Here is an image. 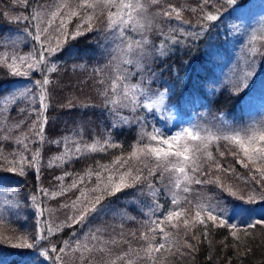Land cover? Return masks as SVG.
<instances>
[{
    "label": "snow or ice",
    "instance_id": "snow-or-ice-1",
    "mask_svg": "<svg viewBox=\"0 0 264 264\" xmlns=\"http://www.w3.org/2000/svg\"><path fill=\"white\" fill-rule=\"evenodd\" d=\"M18 2L27 6L28 0H18ZM159 2L160 0H50L49 3L34 9L29 16L12 17L16 22L21 20L33 22L31 28L25 29L26 35L33 41L32 50L21 54L17 50L19 41L13 38L11 32L0 34V48L5 49L0 52V66L6 67L13 76L30 77L35 72L40 73L42 78L34 81L38 89L40 111L37 112V120L33 121L30 128L35 140L30 139L27 133L17 137L11 135L12 130L19 129L23 121L12 125L6 133L0 128V133H4L2 139L14 140L19 147V150L8 154L12 157L9 160L4 154L3 146L0 145V160L6 161V165L0 164V190L14 183L7 173L22 176L28 168H34L37 173L40 171V149L32 150L30 145L44 142L47 86L53 83L50 75L58 70L54 58L58 53L62 54L64 45L69 40H75L95 30L115 44L113 49L115 55L112 56L109 64L93 69L94 74L99 77L97 80L101 89L99 95L104 98L103 103L110 111H116L120 107H130L133 112L137 108L151 111L164 107L167 90L149 96L142 82L130 83L133 73L126 67L134 65L136 69L143 71V61L146 56L151 55L149 47L152 42L148 34L159 27L156 18L163 17L169 21L175 19L187 23L183 20V9L171 4L166 9L150 14L151 6ZM223 3L233 10L239 7L238 0H223ZM202 4L207 6L209 0H202ZM220 16L221 9L215 5L213 11L202 8L199 32L186 31L183 27L169 28L167 33L161 31V36L165 39L161 40L159 46H153V50L158 56H164L172 45L187 43L188 40H199L205 30L212 26L209 22L217 21ZM101 17H105L103 22L100 20ZM74 19L79 22L70 29L69 25ZM234 27L238 30V26ZM132 33L139 34L140 38L135 39ZM252 39L255 40L256 36L253 35ZM249 51L253 57L257 54L264 55V50L255 46ZM251 63L254 66V61ZM107 67L112 68V75L105 77L104 71ZM251 76L252 72L245 70L240 77L241 87L236 90L240 91L247 87ZM31 91L30 88H24L10 92L0 101V115H4L2 110L4 106L15 104L22 97L28 98ZM23 111L21 109V112ZM6 119L5 117V121ZM134 119L141 124V133L127 156L122 153L114 157L109 164L97 162L94 169L90 166L82 175L73 176V173L65 172L55 178L59 182V186L55 189H45L42 186L39 188V195L49 199L64 196L72 190L78 192L74 200L61 205L63 209H71V215H68L64 221L56 223L51 215L45 216L50 210L42 206L43 202L39 196L32 194L28 200L36 209L38 217L35 234L6 236L0 232V241L15 248L28 250L26 254L32 259L26 264H49V262L65 264L66 256L75 258L77 254L80 264H139L141 260L146 261L147 264H163V261L170 257L192 255L198 251V245L202 242L200 235L197 234L200 229L204 241L211 246L209 229L224 228L228 230L233 240L231 247L234 249L235 257L240 264H243V258L253 251L244 238H251L253 229L264 228V119L253 121L246 127L223 136L216 135L198 124L189 123L187 127L182 126L179 132L170 137H165L162 130L155 125L152 126L151 131H147L148 126L144 123L146 116H137ZM78 135L77 133L73 137H65L55 142L63 144L64 150L49 159L48 167L62 166L73 158L88 153L106 152L110 148L121 147L112 142L110 135L103 140L97 138L91 143L77 139ZM145 140L147 143L144 142ZM220 140L232 146L230 154L249 170L250 180L258 185V188L242 190L226 185L219 176L201 179L209 176L214 170L234 171L224 169L208 150L210 144ZM202 155L211 162L207 172L202 167ZM224 155L225 153H220V156ZM145 161L152 162L154 166ZM158 172L161 184L166 174L169 179V184L164 185V194L171 197V207L167 210L158 199L161 189L152 182V178ZM65 176H73L72 182L68 185L64 184ZM89 183H91L90 187ZM201 184H215L224 199L231 198L232 207L229 209L222 207L220 203L211 202H198L193 205L186 194L192 192V185ZM11 194L16 195L14 188L11 189ZM117 194L131 196L132 202L136 204L140 203L138 197H151L145 212L148 219L141 222L144 231L139 234L129 233L131 237L142 242L140 247L132 248L131 243L125 239L123 231L118 235H109L106 239V229L102 227L89 229L84 233L82 240L76 239L77 233L74 232L72 237L64 240L59 248L52 242L53 236L64 228L84 227L102 214L107 215L112 212L124 219H135L126 212L113 208L111 198H118ZM4 203L14 205L13 200L5 199ZM230 221L235 222L230 223ZM5 222L4 216L0 214V225ZM181 229H183V243L177 247V237ZM227 240L228 237H225L220 241L225 249L229 247ZM121 244H126L127 250L116 252L114 249ZM208 259L211 260L212 257L209 256ZM228 264H232L231 257L228 258Z\"/></svg>",
    "mask_w": 264,
    "mask_h": 264
},
{
    "label": "trees",
    "instance_id": "trees-1",
    "mask_svg": "<svg viewBox=\"0 0 264 264\" xmlns=\"http://www.w3.org/2000/svg\"><path fill=\"white\" fill-rule=\"evenodd\" d=\"M50 0H28L27 6L18 2V0H0V34L11 32L13 38L19 41L18 51L21 54L32 50L33 41L26 35L25 29L31 28V21L16 22L13 16H29L34 9L49 3ZM240 10L238 13L232 7L223 3V0H209L207 6H203L202 0H160L159 4L151 6L150 14L166 9L169 4L182 8L183 20L187 23H181L175 19L167 20L163 17L156 18L158 28L149 33V39L152 45L149 47L151 55L146 56L143 61V71L136 69L134 65L126 67L133 73L130 83H141L148 90L149 96H154L159 92L167 90L165 105L162 109L145 110L137 108L135 112L129 108H117L116 111H110L105 107L104 98L99 95L100 86L97 84V77L93 69L104 67L109 64L112 56L115 55L113 49L115 44L111 40H106L104 34L98 31L85 33L75 40H69L64 45L62 54L58 53L54 62L58 65V70L50 75L53 83L47 86L48 97L46 100L47 109L44 116L47 122L44 126V135L47 137L42 152L40 171L36 172L34 168L26 169L25 175L7 173L17 185L11 184L8 187L10 191L15 189L16 195L9 194V198L14 201V207L24 212V219L13 217L5 218V223L0 225V232L6 236L34 235L37 228L36 209L33 208L28 200L32 194H37L43 202L42 206L50 210L45 216L51 215V218L60 223L71 215V209H63L61 205L74 200L79 194L75 190L67 192L64 196H57L55 199H49L39 195V188L55 189L59 182L55 179L62 176L65 172L75 175L84 174L90 166L94 169L97 162L100 164H109L114 157L127 156L132 147L137 143L141 124L134 118L144 117L147 119V131L152 130V126L160 128L165 137H170L179 132L181 127H187L189 123L198 124L201 127L213 128L216 135H227L223 133L218 125L230 126L234 130L246 127L253 121L264 119V96H258L253 100L248 99V94L260 90L264 94V89L257 85L264 86V55L257 54L254 57L249 49L253 46L264 50V29L258 31L253 40L252 29L262 26L264 23V0H238ZM213 5L221 9V16L217 21L209 22L212 25L206 29L199 40H188L187 43L172 45L164 56H158L153 50V46H159L164 36L161 31L167 33L169 28L183 27L186 31L199 32V21L202 14V8L206 11H213ZM260 8L256 12L257 9ZM196 9V11H192ZM101 22L105 17L100 18ZM79 21L73 20L69 28H73ZM99 26V25H98ZM238 26V30L234 27ZM135 39H139V34L132 33ZM249 37V38H248ZM5 49L0 48V52ZM251 61H254V66ZM247 70L253 73L249 78L248 86L237 91L241 87V75ZM112 75V68L107 67L104 76ZM39 72L33 73L30 77L13 76L10 71L0 66V101L21 82L30 79L35 81L41 79ZM32 87V86H30ZM33 86L32 89H34ZM190 100L183 103L185 97ZM143 103V98H141ZM10 108L4 106L2 109L4 115H0V128L8 130L14 123H18L24 117L26 104L18 101L15 104H8ZM31 106V105H30ZM21 109L24 111L21 112ZM29 109V108H27ZM34 113L28 116V122L24 128L33 124ZM177 115V116H176ZM9 116V119H8ZM174 116L176 118H174ZM5 117L7 118L5 121ZM27 117V116H26ZM121 118H126L122 120ZM222 126V127H223ZM204 127V128H205ZM218 127V128H217ZM82 139L85 143H91L99 138L105 139L110 135L112 142L119 144V148H110L106 152H92L79 158H73L62 166L48 167L50 158L59 155L64 150L63 144H57L65 137ZM4 133H0V145L3 146L4 154L11 159L9 153L13 152V143L2 139ZM147 143V140L144 141ZM34 149V145L31 148ZM209 151L212 152L216 161L224 169H233L234 171H213L207 177L201 179H212L219 176L226 185H232L242 190L258 188L250 180V172L237 162L236 157L230 153L232 146L224 140L209 145ZM225 153L220 156V153ZM44 154L50 157H44ZM202 167L205 172L211 166L205 156H201ZM151 166L152 162L145 161ZM0 164L6 161L0 160ZM73 176H65L64 184L72 182ZM159 172L152 178V182L157 188L161 189L159 202L164 204L165 210L171 207V197L164 194V185L169 184L167 174L164 177L163 184L159 180ZM247 181V183L245 182ZM94 182V178H93ZM91 186V183L88 184ZM4 189V188H3ZM131 191V190H129ZM117 197L111 198L114 209L122 210L128 216L135 219H124L119 214L112 212L107 215L92 219L86 226H73L64 228L56 233L52 242L57 247L62 245L64 240L77 233L76 239H83L84 233L89 229L102 227L106 229L105 238L109 235H118L121 231L125 234L132 248L140 247L141 243L137 238L131 237L129 233L144 231L141 222L148 219L145 215L147 205L151 202V197H138L139 204L133 203L131 196L117 194ZM181 195H185L181 193ZM187 199L192 201L193 205L198 202L220 203L221 206L229 204L232 207L231 198L224 199L219 193L215 184L192 185V192L186 194ZM209 198H212L209 200ZM194 214V213H193ZM235 222V221H234ZM230 223H233L230 221ZM122 225V228H121ZM174 231V230H173ZM211 246L204 241L202 229L197 234L200 235L201 243L198 245V251L192 255L174 256L163 261V264H228V258H232V264H240L234 255L233 243L229 232L224 228L209 229ZM251 238H244L247 245L251 246V254L243 258V264H261L264 262V228L257 227L252 230ZM242 235V234H241ZM228 237L226 243L227 249L223 247L220 241ZM159 240L160 237L158 236ZM178 244L183 243V229L180 230L177 237ZM260 245V247H257ZM126 244H121L115 248L116 252L127 250ZM176 249L174 248L173 251ZM28 250L15 248L8 243L0 241V259L4 264H26L32 257L27 255ZM212 259L209 260L208 257ZM51 264V262H49ZM65 264H80L78 254L76 257L66 256ZM139 264H147L141 260Z\"/></svg>",
    "mask_w": 264,
    "mask_h": 264
},
{
    "label": "rangeland",
    "instance_id": "rangeland-1",
    "mask_svg": "<svg viewBox=\"0 0 264 264\" xmlns=\"http://www.w3.org/2000/svg\"><path fill=\"white\" fill-rule=\"evenodd\" d=\"M259 9L260 8L257 9V11H256L257 13L259 12L258 11ZM238 10L241 11L240 8H238L235 12L238 13L239 12ZM261 11H263V10L261 9ZM263 20H264V17H263ZM262 29H264V23H263L262 26H259L258 28H255V29H252V36H250V37H253V35H255L258 31H261ZM252 75H253V73H252ZM18 77H21V76H18ZM30 86H32V87H30ZM33 86H35L34 89H32ZM257 86L262 87L264 89V86L263 85H257ZM14 87L15 88H13V90H15V89H21L22 90L24 88H30L32 91L29 94V97L28 98H23L22 97V98H20V99H18L16 101V102L20 101V103L21 102L25 103L27 107L25 109L24 117L18 121V122L23 121L24 123L21 124V126H20L19 129H13L12 132H11V135L13 137H17V136H20L22 133H27L29 135V138L30 139L35 140L36 139L35 136L30 132L31 124H28L27 123V125H29V127L27 129H26V127L24 128V126H25V123L28 122L27 118H28L29 115H31V113H34L33 115L35 116V119H31V120H33V121H36L37 120V112L40 111V101H39V98H38V89H37L36 85L34 84V81H31L30 79L26 80L24 83L23 82H21V83L18 82V84L16 86H14ZM247 96H248V99L249 100H253L255 98H258V96H264V94L260 90H256L255 92H251ZM32 97H35V99L33 100ZM189 100H190V98H188V96H186L185 99L183 100V103L185 104ZM6 106H7L8 109L10 108V105H6ZM27 108H29V109H27ZM34 109H35V111H34ZM174 118H176V117L174 116ZM8 119H9V116H8ZM218 125L222 128L223 133H225L227 135L234 131V129L232 127H230V126H226V125L223 126V124L222 123H219V122H218ZM204 127H202V128H204ZM204 129L210 130L213 133H214V130H215L213 128H206V127ZM4 132L6 133L7 130L4 131ZM44 132H45V130H44ZM43 135H44V133H43ZM46 139H47V137L44 135V142H43V144L33 143V144L30 145V148H32V146L34 145V149L39 148L40 149V152H42L43 146H44V144H46ZM7 141H10V142L13 143V151L19 150V147H18V145H16L14 143V140H7ZM42 157L43 156H41V160H42ZM44 157L48 158L50 156L47 155V154H44ZM11 159H12V157H11ZM13 184L14 185H17L15 181H14ZM8 186H5L3 190H0V214H3L5 216V218H9L11 216V217L16 218V219H20V218L21 219H24L25 216H22L24 212L23 213L20 212V210L17 209L16 207H14L13 205H8V204H5L4 203V200L5 199L11 200L9 198V194H11V191H10V188ZM208 202H211L212 203V201H208ZM225 207L229 208V204L228 205H225ZM115 210H117V209H115ZM231 222H234V221H231ZM0 264H4L3 261H2V259H0Z\"/></svg>",
    "mask_w": 264,
    "mask_h": 264
}]
</instances>
